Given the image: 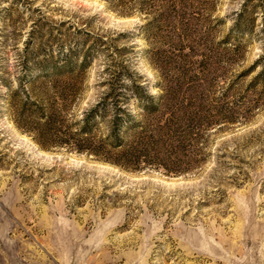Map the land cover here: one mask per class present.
Returning <instances> with one entry per match:
<instances>
[{
  "label": "rangeland",
  "instance_id": "1",
  "mask_svg": "<svg viewBox=\"0 0 264 264\" xmlns=\"http://www.w3.org/2000/svg\"><path fill=\"white\" fill-rule=\"evenodd\" d=\"M263 71L264 0H0V264H264Z\"/></svg>",
  "mask_w": 264,
  "mask_h": 264
},
{
  "label": "trees",
  "instance_id": "2",
  "mask_svg": "<svg viewBox=\"0 0 264 264\" xmlns=\"http://www.w3.org/2000/svg\"><path fill=\"white\" fill-rule=\"evenodd\" d=\"M259 78L264 80V71L259 75ZM132 88H135L137 92H135V97L141 102V106L147 113H159L162 111L164 107V102L162 97H155L151 94H145L141 93V91L144 89L139 84L133 83ZM110 99L111 103L113 104V107L115 109V112L113 114V120L111 122V131L107 137L108 140H110L109 145L113 148L118 147H126V143L124 140V135L128 134L130 131H134L135 129L139 127H143V124H141V121H139L136 117H134L129 111L125 110L126 108L122 107L120 104H127L128 103V97L126 95L121 96L120 94H117L112 97V95L105 96L104 99H101V102L98 104L97 107H95L90 113L85 114V126L84 130L88 127V125L93 121V116L95 114H99V107H103L109 104L108 100ZM108 102V103H107ZM120 105V106H119ZM105 112V109L103 110ZM123 113V115H122ZM184 113V112H183ZM185 114V113H184ZM177 115V114H176ZM177 119L175 122H179L181 119V116L177 115ZM83 128V127H82ZM82 128L80 129V133H75V135L80 136L82 134ZM86 133V132H85ZM169 134V133H168ZM104 145H102L103 147ZM101 147V146H100ZM72 150L78 151V152H94V146L92 144H89L88 142L80 141L79 143H72L70 146Z\"/></svg>",
  "mask_w": 264,
  "mask_h": 264
}]
</instances>
